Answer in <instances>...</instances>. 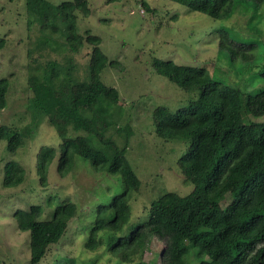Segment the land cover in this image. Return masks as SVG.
I'll return each mask as SVG.
<instances>
[{
	"label": "trees",
	"instance_id": "16d2710c",
	"mask_svg": "<svg viewBox=\"0 0 264 264\" xmlns=\"http://www.w3.org/2000/svg\"><path fill=\"white\" fill-rule=\"evenodd\" d=\"M171 1L219 23L238 10L249 16L246 34L223 24L214 28L217 59L226 61L237 82L215 77L203 66L152 59L156 74L188 93L184 105L175 110L160 105L150 117L155 137L183 144L175 163L190 191L157 194L142 207L146 216L130 222V201L139 195L141 181L126 157L132 129L127 121L120 123L124 109L118 92L100 76L113 62L100 49L98 35L75 31V13L87 15L89 0H24L26 27L41 34L35 49L42 43L75 53L84 42L91 46L82 76L72 56L63 63L47 60L29 67V106L60 139L56 146L41 145L35 154L39 184L46 186L52 164L64 177L79 161L94 173L120 177L121 192L104 191L94 206L83 244L89 250L103 248L116 264H134L153 238L163 242L159 264H186L190 258L197 264H264V122H245L243 117L245 110L256 118L264 116V40L259 26L264 0ZM141 4L151 11L145 1ZM55 32L64 37L61 44ZM4 42L0 37V48ZM7 91L8 79L0 78V110L6 106ZM0 140L9 153L24 145L20 129L6 124L0 125ZM23 179L20 164L9 161L4 166V187H15ZM226 194L230 200L222 204ZM77 210L75 202L65 200L53 207L49 218L42 217L40 204L14 211L17 228L28 232L29 264H38L50 246L59 244Z\"/></svg>",
	"mask_w": 264,
	"mask_h": 264
},
{
	"label": "rangeland",
	"instance_id": "374dc122",
	"mask_svg": "<svg viewBox=\"0 0 264 264\" xmlns=\"http://www.w3.org/2000/svg\"><path fill=\"white\" fill-rule=\"evenodd\" d=\"M48 1L58 4L66 0ZM143 1L151 11H145L141 0H89L87 15L75 13V31L84 34L88 30L98 35L100 49L113 62L100 73L101 80L117 90L124 109L120 123L127 121L132 129L126 157L137 173L141 187L139 195L130 201V222L146 216L141 209L157 194L163 191L185 194L191 189L175 163L183 144L155 137L150 117L152 110L160 105L170 110L184 105L188 93L156 74L151 66L152 59L203 66L215 77L229 83L237 82L226 61L217 59L214 28L223 24L242 34L249 32L246 29L249 16L240 10L219 23L171 0ZM27 21L24 0H0V37L5 39L0 48V78L8 79L6 106L0 110V125L20 129L24 139V145L15 153L7 152L4 141L0 140V264H29L28 232L17 228L13 217L16 209L40 204L44 211L42 217L49 218L53 207L65 200L77 204V215L69 222L59 244L50 246L38 264H116L103 248L89 250L83 244L92 223L94 206L104 191L108 194L121 192L120 177L94 173L81 161L69 174L60 177L52 164L48 168L47 184L41 186L34 168L39 147L56 146L60 139L45 118L34 114L29 106L30 91L26 83L29 67L47 60L63 63L65 57L72 56L78 65V75L82 76L91 46L84 42L75 53L63 46L56 49L49 45L42 47V43L35 49L41 34L33 31V27L28 31ZM259 26L264 40V18ZM53 36L60 44L64 41V37H59L56 32ZM29 48L32 52L27 55ZM245 98L246 93H241L242 103ZM243 117L245 122H264V116L256 118L246 110ZM9 161L24 169L23 182L15 187L2 185L4 166ZM50 197L53 200L48 205ZM229 200L230 195L226 194L222 204ZM162 245L161 240L153 238L143 256L134 259V264H140L138 260L159 264ZM186 264H197V261L190 258Z\"/></svg>",
	"mask_w": 264,
	"mask_h": 264
}]
</instances>
